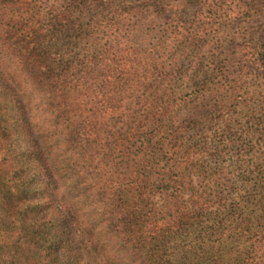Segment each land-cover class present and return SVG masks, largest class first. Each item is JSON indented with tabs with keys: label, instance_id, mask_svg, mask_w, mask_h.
Returning <instances> with one entry per match:
<instances>
[{
	"label": "trees",
	"instance_id": "obj_1",
	"mask_svg": "<svg viewBox=\"0 0 264 264\" xmlns=\"http://www.w3.org/2000/svg\"><path fill=\"white\" fill-rule=\"evenodd\" d=\"M163 1L0 0V234L13 257L264 264L245 259L258 224L264 236V156L234 181L244 164L237 155L227 165L232 140L212 151L175 129L169 103L175 91L198 87L203 34L178 26L152 47L143 22ZM233 4L264 14V0ZM262 41L241 49L246 75L264 78ZM245 107L264 134V99ZM260 190L262 199L252 197Z\"/></svg>",
	"mask_w": 264,
	"mask_h": 264
},
{
	"label": "rangeland",
	"instance_id": "obj_2",
	"mask_svg": "<svg viewBox=\"0 0 264 264\" xmlns=\"http://www.w3.org/2000/svg\"><path fill=\"white\" fill-rule=\"evenodd\" d=\"M159 5L166 14L163 18L154 8ZM150 9L143 23L145 30L150 33L152 47L163 32L173 31L178 26L188 25L187 27L203 34L202 40L194 49L197 54L195 64L201 70L195 80L198 87L175 91V96L169 103L170 111L177 117L175 129L187 131L186 142L195 143L201 137L213 151L216 145L228 146L230 141H233L228 147L231 155L226 158V162L228 165L229 161L236 160V156L241 155L240 164H244V168H236L233 174L234 181H239L251 168H260L259 159L264 156V134L258 133V123H248L245 107L264 99V78L245 74L242 70L241 50L245 49L248 42H263L264 14H241L235 9L233 0H164L156 2ZM184 64L186 67L195 65L193 60ZM209 69L213 74L205 80L204 73ZM234 80L246 82L242 90L233 92L227 89ZM205 82H208V86L202 88ZM206 166L209 170L214 169L216 164L210 162ZM209 171L211 173V170ZM202 173L192 174L195 182L203 179ZM237 189L244 195V186L241 183H238ZM260 193L261 190L254 192L252 197L260 200L263 198ZM261 229L262 226L258 224L255 235L246 243V260L264 259V236L259 233ZM2 241L0 234V264L27 263L18 256L8 254ZM255 246H262V250L253 253ZM235 247L236 245H230L227 250L232 251ZM37 258L35 255L29 261L32 264H40Z\"/></svg>",
	"mask_w": 264,
	"mask_h": 264
}]
</instances>
